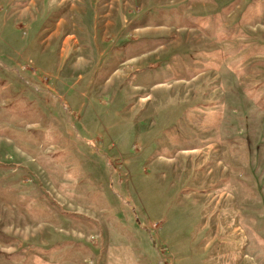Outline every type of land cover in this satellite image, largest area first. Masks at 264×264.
Returning a JSON list of instances; mask_svg holds the SVG:
<instances>
[{
    "label": "rangeland",
    "instance_id": "rangeland-1",
    "mask_svg": "<svg viewBox=\"0 0 264 264\" xmlns=\"http://www.w3.org/2000/svg\"><path fill=\"white\" fill-rule=\"evenodd\" d=\"M0 264H264V0H0Z\"/></svg>",
    "mask_w": 264,
    "mask_h": 264
}]
</instances>
